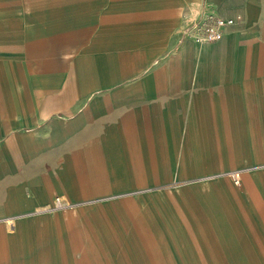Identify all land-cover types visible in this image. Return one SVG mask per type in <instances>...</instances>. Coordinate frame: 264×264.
<instances>
[{
    "label": "crops",
    "instance_id": "crops-1",
    "mask_svg": "<svg viewBox=\"0 0 264 264\" xmlns=\"http://www.w3.org/2000/svg\"><path fill=\"white\" fill-rule=\"evenodd\" d=\"M0 264H264V0H0Z\"/></svg>",
    "mask_w": 264,
    "mask_h": 264
},
{
    "label": "built area",
    "instance_id": "built-area-1",
    "mask_svg": "<svg viewBox=\"0 0 264 264\" xmlns=\"http://www.w3.org/2000/svg\"><path fill=\"white\" fill-rule=\"evenodd\" d=\"M228 20L217 15H211L204 21L194 20L190 22L193 29L192 37L197 41L212 42L219 39L223 34V29ZM56 206L60 205L56 199Z\"/></svg>",
    "mask_w": 264,
    "mask_h": 264
}]
</instances>
